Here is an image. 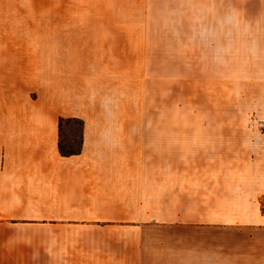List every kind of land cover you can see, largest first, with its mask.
<instances>
[{
  "label": "crops",
  "instance_id": "crops-1",
  "mask_svg": "<svg viewBox=\"0 0 264 264\" xmlns=\"http://www.w3.org/2000/svg\"><path fill=\"white\" fill-rule=\"evenodd\" d=\"M174 55L197 123H140ZM263 199L264 0H0V264H264Z\"/></svg>",
  "mask_w": 264,
  "mask_h": 264
},
{
  "label": "rangeland",
  "instance_id": "rangeland-1",
  "mask_svg": "<svg viewBox=\"0 0 264 264\" xmlns=\"http://www.w3.org/2000/svg\"><path fill=\"white\" fill-rule=\"evenodd\" d=\"M175 57L170 68L141 69L140 84L134 88L126 83L125 108L139 110L140 123H197L198 93L207 90L198 84L196 68L180 67L185 63L176 61ZM64 124V147L78 148L81 119L65 120ZM70 128L76 132H70ZM70 134L71 140L67 138ZM159 231L151 234L158 235ZM169 233L172 231L163 232Z\"/></svg>",
  "mask_w": 264,
  "mask_h": 264
},
{
  "label": "trees",
  "instance_id": "trees-1",
  "mask_svg": "<svg viewBox=\"0 0 264 264\" xmlns=\"http://www.w3.org/2000/svg\"><path fill=\"white\" fill-rule=\"evenodd\" d=\"M82 121V120H81ZM63 122H61V124H62ZM82 124H83V121H82ZM81 124V125H82ZM79 148H80V145H79V147L78 148H76V151H78L79 150ZM262 211H263V213H264V202H263V200H262Z\"/></svg>",
  "mask_w": 264,
  "mask_h": 264
}]
</instances>
